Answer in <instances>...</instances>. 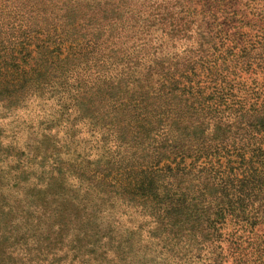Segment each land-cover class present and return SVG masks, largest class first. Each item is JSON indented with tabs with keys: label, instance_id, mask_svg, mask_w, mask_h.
<instances>
[{
	"label": "trees",
	"instance_id": "trees-1",
	"mask_svg": "<svg viewBox=\"0 0 264 264\" xmlns=\"http://www.w3.org/2000/svg\"><path fill=\"white\" fill-rule=\"evenodd\" d=\"M0 24V121L57 101L109 147L57 166L62 192L33 181L35 244L97 237L120 205L166 263L264 264V0H0Z\"/></svg>",
	"mask_w": 264,
	"mask_h": 264
},
{
	"label": "rangeland",
	"instance_id": "rangeland-1",
	"mask_svg": "<svg viewBox=\"0 0 264 264\" xmlns=\"http://www.w3.org/2000/svg\"><path fill=\"white\" fill-rule=\"evenodd\" d=\"M9 9L14 12L15 8ZM1 23L4 25L3 33L8 32L9 36H6L12 39L18 33L17 27L22 19L8 12V19L5 17ZM8 25H15L14 35L8 31ZM63 96L67 97V92ZM61 106L57 101H45L41 105L34 102L16 117L0 121V264H170L165 262L166 258L156 245L146 239L150 227L145 220L134 209H127L126 213L119 215L120 205L113 210L112 221L104 219V224L108 222L112 230L99 221L102 223L96 225L97 237L84 236L83 233L88 231L82 229L78 233L81 235H67L66 238L54 235L51 242L41 239L34 243L35 230H31L29 225L39 217L24 208L23 200L30 197L37 200L44 195L33 189V181L53 182L56 190L62 192L52 179L57 166L76 171L77 166L88 160L105 158L109 149L104 144L106 136L92 137L93 129L90 127L83 137H88L92 143L76 140L75 129L79 126H76L78 122L73 108L68 105L63 109ZM51 140H56V145ZM37 153L46 155L53 162L48 161L43 168V163L33 157ZM56 161L62 164H56ZM38 169H43L46 176H42ZM64 190L73 197V190ZM41 222L46 228L45 219ZM78 237L83 240L78 241ZM106 239L111 241L109 246H103Z\"/></svg>",
	"mask_w": 264,
	"mask_h": 264
}]
</instances>
